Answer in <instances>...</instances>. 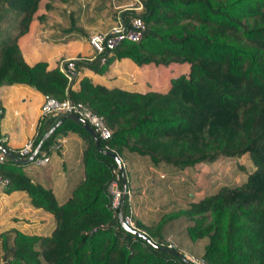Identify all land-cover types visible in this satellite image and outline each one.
Here are the masks:
<instances>
[{"label":"trees","instance_id":"trees-1","mask_svg":"<svg viewBox=\"0 0 264 264\" xmlns=\"http://www.w3.org/2000/svg\"><path fill=\"white\" fill-rule=\"evenodd\" d=\"M38 1L0 0V21L11 24L0 28V86L23 84L82 103L102 116L110 131L106 140L98 139L99 147L117 156L131 153L184 168L248 154L254 169L243 182L220 186L179 213L191 220L186 229L190 239H208L206 264H264V0H138L140 13L115 10L113 18L123 22L135 15L142 20L140 40L93 52L91 59L76 56L72 62L76 69L97 74L121 58L136 65L186 67L165 91L145 93L106 87L87 77L72 90L57 66L28 64L17 38L27 31ZM105 1L110 7V0ZM44 8L49 9L48 1ZM69 131L83 143V176L60 204L16 163L7 158L0 163V178L7 181L2 190L25 191L31 205L51 213L55 221L48 236L15 229L0 233L1 264H189L160 241L147 236L149 243L120 226L118 215L127 213L128 200L113 208L108 191L116 178L121 189L116 164L97 150L78 123L62 119L36 156L57 133ZM41 135L38 131L32 139L33 147ZM17 150L9 151L17 157ZM159 224L161 220L151 226L136 223L160 240Z\"/></svg>","mask_w":264,"mask_h":264},{"label":"crops","instance_id":"crops-1","mask_svg":"<svg viewBox=\"0 0 264 264\" xmlns=\"http://www.w3.org/2000/svg\"><path fill=\"white\" fill-rule=\"evenodd\" d=\"M46 1L49 2L48 10L44 8ZM106 5L102 0H39L27 31L17 38L24 60L28 64L43 61L50 69L58 68L62 61L76 56L91 59L94 54L87 43L90 34L107 32L119 19L118 16L113 18L115 10L117 13L124 10L137 13L142 9L138 0H110L111 6ZM41 15L42 18H38ZM186 70L184 66L175 65H136L121 58L113 61L105 74L94 73L86 67L76 69L77 74L69 85L76 90L79 80L87 77L93 83L106 87L115 86L139 93L162 92L168 88L172 77L186 73ZM43 98L44 94L27 85L0 86V141L4 148L13 151L35 138L38 131L42 132V137L53 126L50 127L57 117L40 119ZM82 149V140L76 133H57L51 145L39 155L46 157V162L36 165L31 161L17 165L32 183L50 189L60 204L82 179ZM118 157L137 216H147L151 211L147 205L146 188L149 185L157 188L155 184L159 178L175 169L172 166L167 168L169 165L166 163H152L131 153ZM54 226L52 214L32 206L25 191L5 193L0 186V230L15 228L25 234L45 236Z\"/></svg>","mask_w":264,"mask_h":264},{"label":"rangeland","instance_id":"rangeland-1","mask_svg":"<svg viewBox=\"0 0 264 264\" xmlns=\"http://www.w3.org/2000/svg\"><path fill=\"white\" fill-rule=\"evenodd\" d=\"M141 11L142 9L138 10L137 13ZM9 25H11L9 20L4 23L0 21V28ZM92 54L94 53L92 52ZM115 60L117 59L107 64L100 74L108 72L111 63ZM164 168L163 170H165ZM167 168L170 169L171 165ZM174 169L172 172L165 173L164 177L159 178L158 183L155 184L157 188L154 189L150 185L146 188L147 205L151 213L138 218L136 208L131 203L130 193L126 215L131 219L133 228L143 232L151 240L160 241L168 249L176 251L193 264H206L204 254L208 239L206 237L190 239L187 236L186 229L191 220L186 216H180L179 212L188 203L215 193L220 186L240 184L246 179L247 174L254 169V166L248 154H243L241 156H219L212 161L199 162L192 166ZM160 220L161 224L156 229L157 235L161 238L160 240L152 232L136 225L138 222L142 225L151 226ZM6 230H0V233ZM2 253L3 250L0 246V264Z\"/></svg>","mask_w":264,"mask_h":264},{"label":"built area","instance_id":"built-area-1","mask_svg":"<svg viewBox=\"0 0 264 264\" xmlns=\"http://www.w3.org/2000/svg\"><path fill=\"white\" fill-rule=\"evenodd\" d=\"M140 3V2H139ZM142 8V6L140 7ZM144 24L137 16L130 17L126 22L117 19L116 23L110 27L107 32H94L87 37L89 47L95 53H102L105 50H112L123 41L137 42L142 36ZM58 70L66 77L68 82H71L77 71L72 62V59H66L59 64ZM63 114H74L84 120L94 131L96 137L101 140H106L110 136V131L104 123L102 116L95 114L90 108L80 102L71 101L68 98L62 100L51 96L44 95L40 105V119L46 117H59ZM33 141L30 139L25 142L17 150V157H28L33 150ZM6 157L0 152V163L4 162ZM47 161L44 156H35L32 162L40 165ZM117 178L113 180L109 186L108 191L111 195V206L117 208L120 204L121 189L117 185ZM6 179L0 178V185L6 183ZM125 197L130 199V192L126 189ZM123 222L132 227V222L126 214L121 216Z\"/></svg>","mask_w":264,"mask_h":264},{"label":"water","instance_id":"water-1","mask_svg":"<svg viewBox=\"0 0 264 264\" xmlns=\"http://www.w3.org/2000/svg\"><path fill=\"white\" fill-rule=\"evenodd\" d=\"M60 117H61V119L59 120L60 122H61L62 119L67 118V119H71L72 121L78 123L90 135V137L93 139L94 145L97 148V150L100 151V152H103L105 155L109 156L110 158H112L114 160V162L116 164V167H117V171H118L119 176H120V184H121V191H122V194H121V197H120V203H122L123 200H124V198H125V191H126V188H127V184H126V178H125V174H124V169H123V166L121 164V161H120L119 157L114 152L107 151V150H103V149H101L99 147V140H98V138L96 137L93 129L84 120H82L81 118L77 117L74 114H63ZM57 125L58 124H54L48 131H46L43 134V136L38 141V143L35 145V147L33 148L32 152H31V154L28 157L18 158L14 154H12L9 150H7L6 148H4L1 144H0V152L8 160H11V161H13L16 164L29 163V162L32 161L33 157H35L36 154L38 153L41 142L48 137V135L57 127ZM118 221H119L120 226L124 230L129 231V232H131L132 234H134L136 236L142 237L144 240H147L149 243H151V241L149 240V238L143 232H141V231H139V230H137L135 228H132V227L126 225L123 222L122 217H121L120 214L118 215ZM166 250H168V251H170V252H172V253L180 256V254L177 253L174 250H171V249H168V248ZM188 262H189V264H193L190 261H188Z\"/></svg>","mask_w":264,"mask_h":264}]
</instances>
